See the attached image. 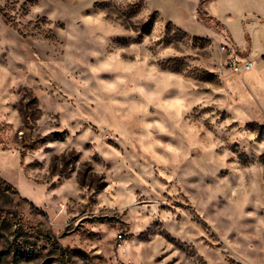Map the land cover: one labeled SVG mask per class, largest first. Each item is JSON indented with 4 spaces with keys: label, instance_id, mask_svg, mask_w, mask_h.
Wrapping results in <instances>:
<instances>
[{
    "label": "rangeland",
    "instance_id": "obj_1",
    "mask_svg": "<svg viewBox=\"0 0 264 264\" xmlns=\"http://www.w3.org/2000/svg\"><path fill=\"white\" fill-rule=\"evenodd\" d=\"M200 2L0 0V264H264V0Z\"/></svg>",
    "mask_w": 264,
    "mask_h": 264
},
{
    "label": "crops",
    "instance_id": "obj_2",
    "mask_svg": "<svg viewBox=\"0 0 264 264\" xmlns=\"http://www.w3.org/2000/svg\"><path fill=\"white\" fill-rule=\"evenodd\" d=\"M258 18H255L254 20H255V23H254V25H253V29H254V31H256V30H261V31H263L264 32V25L262 24L264 21H258L257 20ZM264 54V51H259V50H257V51H253V55H255L256 57H259V56H261V55H263ZM251 55V54H250ZM250 55H248V56H250ZM258 61V65H257V67H258V70L256 71V72H253L252 70H250V71H248V72H246V73H244V74H246L245 75V79H248V81H250L251 82V84L252 85H254V86H256L257 88H258V92H263L264 93V61L263 60H257ZM251 72H253V73H251ZM248 73H250V74H248ZM248 81H247V83H245L246 84V88L247 89H250V87H251V84H249L248 83ZM239 88H242V86H240L239 84H238V89ZM261 96V97H260ZM260 99H259V98ZM256 98L258 99V105L262 108V110L264 111V94H263V96L262 95H259V93H257L256 94ZM28 182L32 185V186H37V187H41L42 189H46V193H47V195L49 196V199L51 200V194L49 193V191H48V189L46 188V186H44V185H42V184H38V183H36V182H34V181H32L31 179H29L28 178ZM23 193V192H22ZM23 195H24V197H26L27 199H29L30 200V198H28L24 193H23ZM30 201H32V200H30ZM34 202V201H33ZM36 203V202H35ZM47 203V202H46ZM47 211H51V208H49L48 207V210Z\"/></svg>",
    "mask_w": 264,
    "mask_h": 264
},
{
    "label": "built area",
    "instance_id": "obj_3",
    "mask_svg": "<svg viewBox=\"0 0 264 264\" xmlns=\"http://www.w3.org/2000/svg\"><path fill=\"white\" fill-rule=\"evenodd\" d=\"M257 20L259 22L262 21L260 18ZM220 50L226 55L222 65L227 70L233 71L236 74H244L252 70L255 66L250 56L241 57L239 49L235 44L224 42L221 44Z\"/></svg>",
    "mask_w": 264,
    "mask_h": 264
},
{
    "label": "trees",
    "instance_id": "obj_4",
    "mask_svg": "<svg viewBox=\"0 0 264 264\" xmlns=\"http://www.w3.org/2000/svg\"><path fill=\"white\" fill-rule=\"evenodd\" d=\"M209 1H211V0H201V2H200V5H199V13L202 15V16H205V17H208V13L206 12V10H205V4L207 3V2H209Z\"/></svg>",
    "mask_w": 264,
    "mask_h": 264
}]
</instances>
